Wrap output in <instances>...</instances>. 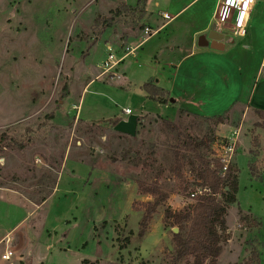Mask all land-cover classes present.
Wrapping results in <instances>:
<instances>
[{"label":"rangeland","instance_id":"obj_1","mask_svg":"<svg viewBox=\"0 0 264 264\" xmlns=\"http://www.w3.org/2000/svg\"><path fill=\"white\" fill-rule=\"evenodd\" d=\"M217 4L218 0H148L143 8L138 0H0V135L8 137L0 141V185L34 196L35 178L41 175L35 154L44 152L58 162L66 143L60 136L64 131L53 133V141H42L43 134L36 133L43 128L49 133L53 119L68 127L78 113L94 125L78 124L74 148L80 143L81 152L95 165L146 186L157 184L168 195L143 240L137 233L147 203L132 204L137 219L121 220L119 208L127 200L120 205L117 198L105 200L104 186L102 203L89 206L91 213L86 200L69 210L73 194L56 198L14 230L9 245L0 242V264H170L174 228L164 222V212L183 210L194 202L189 192L204 191L192 175L198 163L180 140L187 135L218 140L211 146L213 158L220 140L236 142L231 167L239 171V191L237 202L228 205L230 239L217 264H249L252 250L264 264V181L249 169L252 163L257 178L264 176V129L255 125L263 121L254 113L240 124L241 106L263 100L258 95L264 90V0H257L244 37L225 33L230 43L224 51L198 45L211 31ZM180 10L160 34L127 56L136 42L147 39L145 29L154 20V29L165 25L159 12L173 16ZM98 18L111 21V27L95 25ZM203 28L202 34H195ZM149 82L163 89L168 104L148 97L143 86ZM126 109L142 119L134 138L121 137L113 129L117 120L130 116ZM221 115L226 119L220 125L207 119ZM163 119L180 133L170 131ZM19 144L25 147L22 151ZM177 151L184 160L182 179L173 173ZM28 209L0 198V237ZM65 212L72 220L69 226L59 222ZM241 216L249 220L243 223ZM257 220L260 226L255 227ZM7 247L14 253L9 262L2 260Z\"/></svg>","mask_w":264,"mask_h":264},{"label":"trees","instance_id":"obj_2","mask_svg":"<svg viewBox=\"0 0 264 264\" xmlns=\"http://www.w3.org/2000/svg\"><path fill=\"white\" fill-rule=\"evenodd\" d=\"M147 1L138 0V5H142L145 8ZM123 7L126 8V6ZM99 24L103 28H106L111 27L112 22H108L104 18H98L95 21V25L98 26ZM143 88L150 99L168 104V99L165 98L163 89L154 83H146ZM255 113L263 121L255 125L258 128L264 129V112L256 111ZM207 119L215 120V123L220 125L224 123L226 118L221 115ZM117 121L119 122L120 120ZM163 122L170 131L180 133L179 128L172 122L165 119H163ZM7 139L6 134L0 135V141ZM180 140L198 163V166L193 167L194 170H192V175L195 177L194 183L206 191H202L201 193L189 192V196L197 193L192 197L194 201L192 204L180 211H173L171 208H167L164 212V222L171 228L178 229L177 234L173 232L174 255L170 264H180L183 261L187 264H217L224 245L230 239L227 226L228 205L237 202L239 191L237 171L230 165L223 175V164L218 159L211 157V146L216 141L213 137L198 139L187 135L184 139L180 138ZM7 145L11 146L10 143ZM18 148L22 151L25 147L23 144H19ZM191 164L194 165L192 162ZM183 169L184 160L181 152L177 151L175 153L174 175L182 179ZM249 169L254 178L264 181V176L262 175H259V178H257V171L252 163H250ZM136 183L140 195H150L154 198L153 202L145 204V213L139 222L137 237L143 240L148 232L149 224L154 214L157 212L158 207L168 199V195L163 194L157 184L155 186H146L140 181ZM185 189L189 190V185ZM219 196H224L225 200L221 201ZM248 220V216L240 217V221L243 223H246ZM258 226H260V222L255 227ZM132 235L134 233L131 231L130 236ZM130 236L124 239L127 245L130 244ZM127 245L123 246V249ZM249 264H260V254L252 250Z\"/></svg>","mask_w":264,"mask_h":264},{"label":"crops","instance_id":"obj_3","mask_svg":"<svg viewBox=\"0 0 264 264\" xmlns=\"http://www.w3.org/2000/svg\"><path fill=\"white\" fill-rule=\"evenodd\" d=\"M182 10H180L177 14L173 16L170 15L172 19L169 22L165 20L164 22L165 25H163V27L157 26L156 29L161 28L158 33L160 34L163 28L165 29V27L168 26L182 12ZM161 13L163 12H159V15ZM252 17H253V13H252ZM252 17H251V20H252ZM154 22L150 24L147 28L154 29L153 28ZM209 30L211 29L209 28ZM203 31H205V28L198 30V32L195 34L199 36L200 34H202ZM158 33L154 36H157ZM219 34L227 36L225 33H219ZM152 37L147 38V39L145 37L141 38L138 42H136V44L133 45L132 51L128 55L127 54L126 55L127 56L133 55L138 50L142 49L147 43H149L152 40ZM228 43H230V38H229ZM228 43H226V45H228ZM226 45H225L224 50L226 49ZM123 58L124 57H121L120 61ZM261 66L262 64L260 65V69H261ZM85 90L86 89H84V91ZM255 96H257V90L255 92ZM258 96H261L263 100L261 99L262 101L257 102V103L251 102V105H246L244 107L241 106V108L244 109L243 120L242 122H240L241 125L242 124L244 125L243 122L246 120V118L250 114H254L256 111L264 112V103H263L264 90ZM173 102L176 103L177 101L175 100ZM253 119L255 120V118ZM141 121H139V117H138L139 126L140 124H142ZM80 123L85 124V125H90V126L94 125L93 123H89V122L82 120L81 118H78V113H76L72 121L69 123L68 127L58 126L55 122V119H53L48 123L50 125L49 133L45 131V128L42 129L43 132L36 133L37 136L43 134V136H41V139H44L42 141H46L45 137L51 138V137H54L53 133L58 132V131H64L65 133L64 134L60 133V136H63V138H65V139L62 138L61 141L62 142L66 141V143L64 144V151L62 155L60 156V159L58 162L53 160L52 158H48V156L44 152L35 154V157H34L35 163H38V162L40 163L39 166L36 168V171L40 172L41 175L40 177L37 176L35 178L37 184H35L34 187L38 191L36 194H34V196H31L29 193H26L24 191H20L16 187L0 185V198L14 201L17 204H21L23 207L25 206L27 209L29 208L27 211V214L24 215L18 221V223L14 226V228L11 231H6L4 235L0 237V242L8 241L10 244L11 243L10 237H11L12 232L16 229L23 227L26 223H28L30 216H32L39 209H42L50 201H53L56 198L58 199H62L63 197L66 198L68 194H73L74 196H76L69 210L73 209L74 204L76 205L79 203V204L84 205L85 204L84 201L86 200L89 203V204L87 203L88 204L87 212L91 213L90 212L91 207L89 206H91L94 203H98V202L102 203V198H101L102 196H101L100 191H101V188L104 186V191H105L104 194H107L103 196L105 200H107L105 198L106 196L109 200L112 198H117L119 201L118 202L119 205L123 203V198L127 200V202L123 203L124 206L122 208H119V214H121L122 216L121 220L128 219L127 217L133 220L137 219L138 217L137 212L132 209L133 203L135 202L148 203L149 201H151V199L153 198L152 196L139 194L136 179H133V177L127 176L125 174H121L119 171L117 172L107 166L100 167V166L95 165L90 160L89 156L81 152L83 148L82 146H79L80 143L78 144L76 148L73 147V140L77 134L76 127ZM137 129H138V126H137ZM57 135L59 136L58 133ZM119 135H122L121 137L127 136L123 134H119ZM127 137H130V136H127ZM237 174H238V179H239L238 170H237ZM77 179L80 181L79 184L76 182ZM47 182L49 183V185H47ZM75 188H78L79 191L78 192L75 191L74 190ZM46 190L47 192H45ZM92 197L97 198V199L92 200L91 199ZM44 198L46 199L43 200ZM85 208L83 209V211H85ZM98 215L99 214H97V216ZM252 217H256V216L252 215ZM73 218L76 220V217H73ZM59 222L65 224L66 226H69L71 225L72 220L69 219V215H67V213L65 212L62 215V217H60ZM32 228H35V227H32ZM64 237L67 238L68 235H64ZM55 246L56 245H54V247Z\"/></svg>","mask_w":264,"mask_h":264},{"label":"built area","instance_id":"obj_4","mask_svg":"<svg viewBox=\"0 0 264 264\" xmlns=\"http://www.w3.org/2000/svg\"><path fill=\"white\" fill-rule=\"evenodd\" d=\"M257 0H218L217 8L212 20L213 24L210 29L217 33H229L236 37H244L250 26L252 13L256 6ZM161 16L164 20L169 22L172 18L169 14L163 12ZM159 29L152 31L148 28L145 33L150 38L158 33ZM151 32V34H149ZM126 115H131L129 109L124 110ZM235 135L239 133L235 132ZM228 142V141H227ZM215 147L218 145V140L214 142ZM236 149V142L225 143L224 140L219 141V152L215 151V158L223 164V175L231 165V161ZM206 191V190H204ZM199 191L197 193H201ZM194 193L192 197L197 194ZM6 244L9 245L7 241ZM14 257L13 251L7 247L2 255V260L9 262Z\"/></svg>","mask_w":264,"mask_h":264},{"label":"water","instance_id":"obj_5","mask_svg":"<svg viewBox=\"0 0 264 264\" xmlns=\"http://www.w3.org/2000/svg\"><path fill=\"white\" fill-rule=\"evenodd\" d=\"M208 40H210L211 42L209 43ZM228 41L229 37L211 31L210 36H208V39L204 35L199 38L198 45L201 47L210 46V48L214 50L223 51ZM170 102H173V100H171ZM137 126L138 116L130 115L126 120H121L117 125L114 126L113 129L119 134L127 135L134 138L137 134ZM173 232L177 234L178 229L174 228Z\"/></svg>","mask_w":264,"mask_h":264},{"label":"flooded vegetation","instance_id":"obj_6","mask_svg":"<svg viewBox=\"0 0 264 264\" xmlns=\"http://www.w3.org/2000/svg\"><path fill=\"white\" fill-rule=\"evenodd\" d=\"M211 32V31H210ZM210 32H209V34H208V36H210ZM214 32V31H213ZM216 33V32H215ZM217 34H219V33H217ZM208 36H207V38H208Z\"/></svg>","mask_w":264,"mask_h":264}]
</instances>
